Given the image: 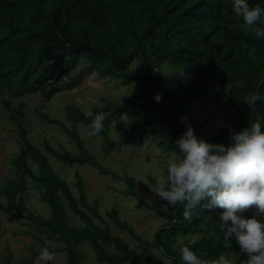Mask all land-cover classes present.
Segmentation results:
<instances>
[{
  "label": "trees",
  "instance_id": "1",
  "mask_svg": "<svg viewBox=\"0 0 264 264\" xmlns=\"http://www.w3.org/2000/svg\"><path fill=\"white\" fill-rule=\"evenodd\" d=\"M246 2L250 7L264 9V0ZM242 24V18L232 11L231 0H0V92L11 98L37 94L49 100L67 85L62 80L70 76L80 61L86 62L80 75L95 73L119 80L121 86L137 84V92L123 102L107 101L90 109L94 114L105 116L104 130L99 134L102 137L100 149L109 153L123 147L141 148L146 142H154L162 152H179L175 142L189 126L198 139L205 141L207 133L201 131V125L186 123L187 108L210 91L226 90V106L239 114V121L233 127L228 122L214 144L228 146L230 134L251 123L260 121L264 130V100L257 101L251 108L245 103L249 93L264 96V38H257L251 28H242ZM6 55L12 56L15 63L1 58ZM133 58L140 63L135 72L129 69ZM163 66L171 68L168 73ZM157 96H160L159 102L155 99ZM1 102L5 110H11L9 100L3 98ZM22 109L23 105L18 104L13 110L18 118L11 117L20 140V153L12 159L11 165L20 179L10 180L4 188L7 202L5 206L0 204V210L7 221L25 219L41 228L50 239L61 240L65 244L67 264H79L74 247L80 242L91 246L98 263L165 264L140 256L129 249L122 238L110 232L96 202L90 205L86 200L78 174L75 175L78 197L71 193L46 156L28 140L21 122ZM85 113L74 105L66 106L69 128L61 120L38 112L43 121L69 137L78 154L57 151L47 141H43V146L63 165H89L100 174L116 177L84 147L77 124L88 128L91 120ZM126 113L144 117L116 122L115 129L123 137L117 141L111 139V122ZM28 158L39 165L42 176L31 173ZM25 175L44 187L42 201L50 207L49 220L32 214L24 206L20 193L26 189ZM124 180L127 185L124 195L135 198L138 207L155 210L167 223L149 242L137 237L131 226L119 222L115 211L108 214V218L139 243L161 249L173 264H182L181 247H189L195 254L202 250L205 261L209 262L240 250L234 236L224 239L218 222L223 209L209 208L210 198L201 200L190 210L191 219H185L186 202L175 208L166 206L164 200L149 206L136 193L134 180L128 177ZM149 182L155 187L153 179L149 178ZM60 195L73 214L83 221L84 227L75 229L67 225ZM205 214H211V218L201 240L190 246L185 242L177 244L176 236L197 232L199 220ZM92 216L102 226L94 224ZM104 245H111L115 252H107ZM247 259L241 256L236 264H244Z\"/></svg>",
  "mask_w": 264,
  "mask_h": 264
},
{
  "label": "rangeland",
  "instance_id": "2",
  "mask_svg": "<svg viewBox=\"0 0 264 264\" xmlns=\"http://www.w3.org/2000/svg\"><path fill=\"white\" fill-rule=\"evenodd\" d=\"M248 32L251 33V29L248 28ZM1 58L10 64L15 63L10 55ZM85 65V61H80L70 76L62 80V83L67 85L60 92L53 94L49 100H44L37 94L23 98H11L5 92H0V204L6 205L4 188L7 183L10 180L20 179V175H16L11 165L12 159L17 158L20 153L18 128L11 117L18 118L13 110L17 109L18 104H22L21 122L28 140L42 155L46 156L53 171L67 183L71 193L76 198L78 197L75 179V175L78 174L81 177L86 200L90 205L96 202L100 216L113 235L122 238L129 249L136 251L142 257L173 264L161 249L150 248L139 243L127 231L120 229L112 219L108 218V214L115 211L119 222H125L131 226L134 234L141 240L151 242L155 234L166 225L167 220L151 208L138 207L135 198L124 195L127 190L124 178L134 180L136 193L147 205L151 206L154 202L163 201L155 194V187L149 182V178L155 181L156 176L166 174L165 169L168 163L174 158L175 153L179 152H162L154 142H146L141 148L123 147L103 153L100 149L102 137L100 135L90 137L88 135L90 130L82 124H77V131L85 149L102 166L109 168L116 175L114 177L100 174L97 169L89 165H63L49 155L43 146V141H47L57 151L66 150L78 154L75 144L69 137L56 126L43 121L38 116V112L48 115L51 119H59L70 128L71 123L65 119L66 106L74 105L87 112L94 106L104 105L107 101L121 103L138 90L137 84L121 86L119 80L99 77L95 73L80 75V69ZM138 68H140V63L138 59L133 58L129 69L135 72ZM170 69V67L163 66L166 73ZM226 97V90L210 91L207 96L195 100L187 108L186 123L201 125V131L207 133L205 141L208 143H215L216 137L222 134L228 122L233 127L239 121V114L226 106ZM3 98L10 101L11 110L4 109L1 102ZM142 117L144 115L133 116L126 113L115 118L109 126L110 138L117 141L123 137L122 133L115 129L116 122H130ZM27 166L33 175L42 176V169L30 158L27 159ZM24 178L26 189L20 193L24 206L32 214L49 220L50 207L42 201L44 187L26 175ZM60 197L67 215V225L75 229L84 227L83 221L73 214L61 195ZM257 211L253 206L242 214L243 218L249 219L255 216L261 223H264V215H258ZM210 218L211 214L203 215L199 220L197 232L184 237L176 236V243L180 245L185 242L187 246H190L199 242ZM92 220L94 224L102 226L93 216ZM165 243L166 241H163L164 247H166ZM44 247L54 254V259L46 264H67L65 244L61 240L50 239L41 228L25 219L10 223L0 210V264H45L38 259L40 254H36ZM104 248L109 253L115 252L111 245H104ZM74 249L79 264H103L96 261V255L87 242L78 243ZM196 254L200 259L205 260L206 256L202 250H198ZM223 256L231 264H236L241 256L247 255L239 250L223 254Z\"/></svg>",
  "mask_w": 264,
  "mask_h": 264
},
{
  "label": "clouds",
  "instance_id": "3",
  "mask_svg": "<svg viewBox=\"0 0 264 264\" xmlns=\"http://www.w3.org/2000/svg\"><path fill=\"white\" fill-rule=\"evenodd\" d=\"M231 7L235 16L242 18V28L248 26L257 38H264V26H256L264 25V9L250 7L246 0H231ZM155 99L159 102L160 96ZM260 100H264V96L258 92L245 97L250 108ZM85 117L91 120L88 135L98 136L104 130V114L89 110ZM229 139L228 146L208 143L198 139L189 126L175 142L179 153L168 163L166 174L155 177L154 192L167 202L166 206L175 208L186 202L185 219H191L190 210L201 200L210 198L209 208L223 209L218 222L224 239L234 236L241 252L247 255L244 264H264V223L255 216L245 219L242 215L253 206L258 215H264V130L261 122L230 134ZM179 251L182 264H231L223 255L209 262L200 259L189 247H181ZM38 259L46 264L54 259V254L44 247Z\"/></svg>",
  "mask_w": 264,
  "mask_h": 264
}]
</instances>
